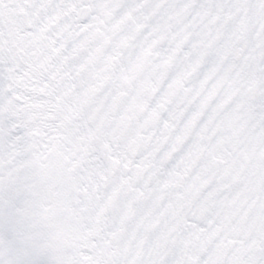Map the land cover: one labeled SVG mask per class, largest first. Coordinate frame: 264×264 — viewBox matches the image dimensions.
I'll list each match as a JSON object with an SVG mask.
<instances>
[{
    "label": "snow or ice",
    "instance_id": "snow-or-ice-1",
    "mask_svg": "<svg viewBox=\"0 0 264 264\" xmlns=\"http://www.w3.org/2000/svg\"><path fill=\"white\" fill-rule=\"evenodd\" d=\"M0 264H264V0H0Z\"/></svg>",
    "mask_w": 264,
    "mask_h": 264
}]
</instances>
